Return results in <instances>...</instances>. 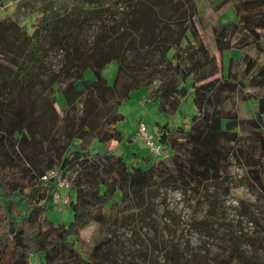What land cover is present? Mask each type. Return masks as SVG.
Here are the masks:
<instances>
[{
	"label": "trees",
	"instance_id": "obj_1",
	"mask_svg": "<svg viewBox=\"0 0 264 264\" xmlns=\"http://www.w3.org/2000/svg\"><path fill=\"white\" fill-rule=\"evenodd\" d=\"M124 1L126 10L94 36L89 50L74 41L62 14H51L35 30L37 34L46 32L53 38L52 44L65 52L63 68L71 76L62 90L65 101L89 91L85 112L73 134L77 142L56 167L62 173L76 172L74 184H68L66 191L72 211L68 223L48 217L56 182L43 180L46 170L35 157L23 156L19 150L30 144L29 134H38L33 101L16 90L24 71L36 65L38 43L12 22L0 28V264H120L104 260L103 242L86 244L81 236L91 222L101 223L115 214L117 194L121 199L125 195L143 196L150 189L168 185L188 189L220 184L228 189L237 165L241 168L239 182L256 191L264 205V35L260 30L264 28V0H230L237 14L249 12L238 14L236 21L213 26L219 52L241 50L239 57H229L224 76L193 19L194 0ZM184 2L187 15L163 16L178 28V33L168 38L159 30L163 18L156 12ZM140 46L155 57L143 65L136 78L121 76L128 53ZM111 61H116L117 70L108 84L102 69ZM88 69L91 80L85 76ZM251 86L256 89L249 90ZM119 87L124 88L121 98L110 100L96 120L97 98ZM188 87L195 111L188 125L161 126L157 133L162 146L159 158L141 166L129 164L123 155L111 150L89 151L95 141L104 145L122 139L116 124L124 114L118 105L132 90L147 88L157 110L173 115ZM22 89L26 92L28 87ZM238 98L255 100L251 115L239 114ZM242 131L251 135L259 154L243 147ZM141 159L149 161L147 156ZM125 264H132V260ZM181 264L209 262L195 257Z\"/></svg>",
	"mask_w": 264,
	"mask_h": 264
},
{
	"label": "rangeland",
	"instance_id": "obj_2",
	"mask_svg": "<svg viewBox=\"0 0 264 264\" xmlns=\"http://www.w3.org/2000/svg\"><path fill=\"white\" fill-rule=\"evenodd\" d=\"M185 4H178L177 8L165 6L156 12L163 18L159 30L168 38H173L178 28L163 16L178 12H186L187 15ZM126 5L124 0H0V28L12 22L31 33L38 43L36 65L29 66L16 85V90L24 98L33 101L38 134H29L27 140L30 144L23 145L19 150L23 156L35 157L46 171L60 167L65 151L77 142L73 134L85 112L89 91H81L71 101H65L62 90L71 80L70 74L63 68L65 52L52 44L53 38L46 32L40 30L37 34L35 30L48 21L51 14H62L65 23L70 25L74 41L80 48L89 50L94 36L101 29L108 28L113 18L126 10ZM194 5L193 19L208 49L221 65L224 76L229 57H239L241 50L230 48L219 52L212 28L236 21L238 14L249 11L237 14L230 0H194ZM260 30L264 35V28ZM154 57L155 54L145 46L130 51L125 71L120 75L128 79L136 78L143 65ZM12 65L16 68L15 64ZM116 70V61L107 63L102 69L108 84H112ZM85 76L91 80L89 69L85 71ZM25 87L28 90L23 92ZM255 89L249 87L251 91ZM123 92L124 88L119 87L100 95L96 100L98 114L95 119L98 120L107 110L110 100L121 98ZM149 92L147 88L132 90L129 97L119 103L118 111L124 114V118L116 127L122 131L123 137L107 142L109 150L123 155L129 164L135 163L136 153H131L132 150L141 154L147 152L138 138L139 121L146 122L150 130L159 133L164 123L170 127L188 125L195 111L189 87L173 115L160 113ZM254 104L253 99L243 101L238 98L239 114L244 117L251 115ZM241 144L256 155L260 153L248 132H241ZM103 150L104 145L99 141L89 147L90 152ZM149 157L151 161L159 158ZM149 161L141 159L139 164L144 166ZM64 171L66 182L73 185L76 172ZM240 175L241 168L237 165L228 189L220 184L188 189L168 185L150 189L143 196L125 195L121 199V195L117 194L115 198L119 204L115 214L101 223L91 222L81 231V236L86 244L103 242L102 252L107 262L125 264L132 260V264H181L203 257L209 264H259L264 260V205L256 191L239 182ZM69 207L70 204L52 201L47 215L54 222L68 223L72 218Z\"/></svg>",
	"mask_w": 264,
	"mask_h": 264
},
{
	"label": "built area",
	"instance_id": "obj_3",
	"mask_svg": "<svg viewBox=\"0 0 264 264\" xmlns=\"http://www.w3.org/2000/svg\"><path fill=\"white\" fill-rule=\"evenodd\" d=\"M137 134L139 140L146 147L149 154L153 156L162 155V146L158 140L156 131L150 130L148 124L144 121H139L137 124ZM43 180H55L57 189L54 190L52 201L60 203L62 205L69 202V195L66 193L68 189V183L66 182L63 173L57 168L46 171L42 174Z\"/></svg>",
	"mask_w": 264,
	"mask_h": 264
},
{
	"label": "crops",
	"instance_id": "obj_4",
	"mask_svg": "<svg viewBox=\"0 0 264 264\" xmlns=\"http://www.w3.org/2000/svg\"><path fill=\"white\" fill-rule=\"evenodd\" d=\"M129 139H131V137H129ZM130 141H131V140H130ZM132 142H133V141H132ZM143 148L146 149L145 146H143ZM104 149H105V150H109V147H107V143H104ZM110 150H111V149H110ZM146 150H147V149H146ZM111 151H112V150H111ZM112 152H114V151H112ZM132 152L136 153V155H134L133 162L139 164V163L141 162V157H142V156H147V157L149 158V160H150L149 163L151 162V159H152V158H150L149 156H152V155L149 154V153H147L148 151L146 152V154H141L140 152H137V151H135V150H132L131 153H132Z\"/></svg>",
	"mask_w": 264,
	"mask_h": 264
},
{
	"label": "bare ground",
	"instance_id": "obj_5",
	"mask_svg": "<svg viewBox=\"0 0 264 264\" xmlns=\"http://www.w3.org/2000/svg\"><path fill=\"white\" fill-rule=\"evenodd\" d=\"M65 205V204H64Z\"/></svg>",
	"mask_w": 264,
	"mask_h": 264
}]
</instances>
